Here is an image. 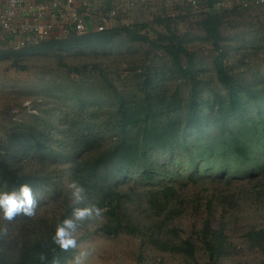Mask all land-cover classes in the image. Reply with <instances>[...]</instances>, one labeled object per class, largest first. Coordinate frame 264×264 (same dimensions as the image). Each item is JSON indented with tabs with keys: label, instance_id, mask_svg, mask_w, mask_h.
Instances as JSON below:
<instances>
[{
	"label": "rangeland",
	"instance_id": "1",
	"mask_svg": "<svg viewBox=\"0 0 264 264\" xmlns=\"http://www.w3.org/2000/svg\"><path fill=\"white\" fill-rule=\"evenodd\" d=\"M138 14L132 10L126 20L114 17L99 44L84 38L62 49L43 42L24 48L8 43L0 49V170L37 177L32 187L39 202L34 217H60L69 205L98 207L87 194L79 204L71 198L68 185L74 181L79 154L90 144L96 154L109 151L123 143L125 134L150 131L154 120L162 133L169 124L161 141L154 142L151 133L141 141L171 146L150 149L137 160L113 158L103 169L105 184H117L124 195L126 226L105 232V209L99 218L77 221L80 248L63 264H74L80 250L88 252L85 264H209L199 243L194 260L154 244L162 235L166 213L149 209L147 200L153 193L160 195L166 184L177 186L186 203L179 202L176 215L168 219L184 228L182 236L202 227L208 214L205 204L219 193L211 218L213 224H226L232 248L219 264H253L259 254L244 233L252 225H264V192L256 193L264 173V4L243 7L237 0H221L207 10L156 5ZM207 19L219 24L223 63L237 79L244 102L237 116L225 112L228 91L217 75L219 51L203 25ZM123 27L157 45L133 38ZM170 42L191 54L200 80V126L190 130L183 127L194 123L188 122L187 111L192 83L160 46ZM181 56L188 66L189 55ZM121 107L133 114L126 126ZM233 144L242 147L243 155ZM185 205L189 209L184 210Z\"/></svg>",
	"mask_w": 264,
	"mask_h": 264
},
{
	"label": "trees",
	"instance_id": "2",
	"mask_svg": "<svg viewBox=\"0 0 264 264\" xmlns=\"http://www.w3.org/2000/svg\"><path fill=\"white\" fill-rule=\"evenodd\" d=\"M204 27L208 31L210 37L213 39V43L218 49L219 53L215 58V68L217 75L221 84L228 91V108L225 112L231 113L235 116L243 112L244 102L239 91V86L237 84V79L230 73L228 68L224 65V59L222 51L220 50V38L221 34L218 30L219 24H217L212 19H207L203 22ZM123 30L130 36L136 39H142L157 45V42L150 39L147 35H141L130 30L128 27H123ZM108 32L106 30L102 31H89L84 36L75 35V31H71L67 36L62 38H54L46 41H42L47 47L52 48H64L78 45V41L84 38L97 39V43L103 42L105 40L104 34ZM69 41V42H68ZM33 46V45H31ZM165 50L172 57L173 64L176 69L188 77L191 80V98L189 103L188 111V122H194L192 125H185L183 128L190 130L200 126V113L198 109V95H199V85L200 80L198 79L192 65L191 54H189L181 46L175 43L161 44ZM182 53H187L189 55L188 66H185L182 62ZM124 109L121 107V110ZM129 110H122V120L124 126L128 122H133V114L128 112ZM148 118L149 112L144 113ZM153 119L154 115H152ZM150 131H146L145 128L138 131L137 135L125 134L123 143H119L118 146L110 149L109 151H101L96 154V146L90 144L85 149L84 153H80L78 159H76L73 165V179L76 183L80 184L85 188V194L88 197L93 198L98 207L105 209L104 214L107 218V222L104 224L103 230L107 233L119 232L124 228L123 224V206L124 205V195L120 193L117 189V184L106 185L107 175L104 174L103 169L113 163V158L121 157L125 159L126 157H131V159H140L142 155H145L150 149H158L167 145V143H143L141 139L146 138V136L151 133L153 141L159 142L167 135V129L169 124L163 126V133L159 127L155 124ZM138 125L131 124V127H137ZM168 127V128H167ZM163 134V135H162ZM176 147H174L175 149ZM242 147H236L233 144V150H236L237 154L243 155ZM120 153L117 155L118 150ZM37 177L33 174H23L17 170L4 168L0 170V191H11L16 189L19 185L27 183L32 187L36 184ZM257 191L256 193L262 194L264 192V173L261 177H258ZM177 186L166 184L165 188L162 189L161 194L153 193L147 200L149 209L155 208L157 212L164 210L166 217L162 218V222L166 223L164 229H161L162 235H157L155 237L154 244L163 250H171L177 254L184 256L185 260H194L196 257L197 244L205 250L208 257L209 264H219L221 258L228 255L229 251L232 250L231 243L228 240L230 234L226 231V224L219 223L213 224V219L211 218V212L213 210V205L218 195H212L208 198L205 206L208 212L206 219L203 222L201 228L194 230L193 232H188L182 236L183 227L178 223H172V218L176 215L178 211L179 202L183 205L186 204L181 198V194H177ZM227 201H232L230 194L226 195ZM221 198V197H219ZM189 204V203H187ZM178 205V206H177ZM228 205V204H227ZM74 205H69L65 208V211L60 217H54L53 219H48V217H26L18 216L13 222H7L6 226L0 222V264H53L54 258H59L60 264H63L69 257H71L73 250L69 252H62L57 245L53 243V236L55 235V229L57 224L61 223L64 219L73 218L72 212ZM186 206V205H185ZM229 206V205H228ZM185 209H189L184 207ZM170 219V221L168 220ZM218 223V222H217ZM7 228L6 234L3 229ZM160 236V238H159ZM244 237L247 241L256 248V252L259 254V259L253 264H264V225L262 226H250L244 233ZM43 254L46 259L44 261L40 260V256ZM188 264V263H187Z\"/></svg>",
	"mask_w": 264,
	"mask_h": 264
},
{
	"label": "built area",
	"instance_id": "3",
	"mask_svg": "<svg viewBox=\"0 0 264 264\" xmlns=\"http://www.w3.org/2000/svg\"><path fill=\"white\" fill-rule=\"evenodd\" d=\"M78 0H0V32L13 48H24L36 43L67 36L71 31L78 34L91 30L102 31L106 22L88 21L76 6ZM152 0H112L104 11V18L119 14L121 8L133 9L146 6ZM221 0H184L194 9H210ZM243 7L264 4V0H237ZM92 26V28H91Z\"/></svg>",
	"mask_w": 264,
	"mask_h": 264
},
{
	"label": "clouds",
	"instance_id": "4",
	"mask_svg": "<svg viewBox=\"0 0 264 264\" xmlns=\"http://www.w3.org/2000/svg\"><path fill=\"white\" fill-rule=\"evenodd\" d=\"M71 198L75 204L81 203L85 199V188L75 181L69 183ZM38 200L35 192L30 184L24 183L18 188L11 191L0 192V219L7 222H13L18 216L33 217L36 214ZM103 213V209L98 207H76L73 209L72 217L64 219L57 224L53 243L59 247L62 252L80 248L75 235L78 227L77 221H85L86 219L99 218ZM6 234L7 228L3 229ZM88 252L80 250L74 256V264H85ZM46 257L41 254L40 260L44 261ZM53 264H60L59 258L53 259Z\"/></svg>",
	"mask_w": 264,
	"mask_h": 264
},
{
	"label": "crops",
	"instance_id": "5",
	"mask_svg": "<svg viewBox=\"0 0 264 264\" xmlns=\"http://www.w3.org/2000/svg\"><path fill=\"white\" fill-rule=\"evenodd\" d=\"M111 5L112 0H78L76 3V6L78 7V9H81V11L86 15L85 18H87L88 21L106 22V24H111L110 26L114 24V17L116 16L111 18H104L103 15L104 11H106ZM156 5H163L167 8H170L171 10H180L181 6L185 5V3L184 0H152L151 3L146 6L149 7L150 11ZM146 6H138L133 9L121 8L117 16L120 18L125 17L126 20V16L131 13L132 10H136L139 14L135 16L140 17L141 15H145L144 13L149 12L145 9ZM142 12L144 13L142 14ZM7 44L8 42L6 36L0 32V49L5 48Z\"/></svg>",
	"mask_w": 264,
	"mask_h": 264
}]
</instances>
